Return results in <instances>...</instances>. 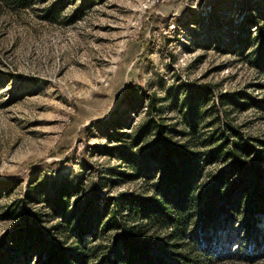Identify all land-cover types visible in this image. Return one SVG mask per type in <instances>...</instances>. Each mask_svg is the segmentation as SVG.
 <instances>
[{
  "label": "rangeland",
  "instance_id": "rangeland-1",
  "mask_svg": "<svg viewBox=\"0 0 264 264\" xmlns=\"http://www.w3.org/2000/svg\"><path fill=\"white\" fill-rule=\"evenodd\" d=\"M231 129L263 155L264 0H0V251L35 217L66 238L43 189L73 186L70 210L149 193L156 141L207 160V184L228 166L211 158ZM244 234L221 222L217 241L235 252ZM227 256L218 264H264Z\"/></svg>",
  "mask_w": 264,
  "mask_h": 264
},
{
  "label": "trees",
  "instance_id": "trees-1",
  "mask_svg": "<svg viewBox=\"0 0 264 264\" xmlns=\"http://www.w3.org/2000/svg\"><path fill=\"white\" fill-rule=\"evenodd\" d=\"M58 4L47 7L46 15ZM132 90L127 86L126 95ZM143 127L140 135L147 129ZM157 129L164 132L161 124ZM217 140L216 150L223 158L211 159H224L228 166L207 184L202 180L207 160L184 153L185 144L160 140L151 158L160 164L158 177L149 193H125L104 203L88 200L70 210L73 186L41 190L48 205L45 213L65 221L66 238H47L35 217L34 223L4 234L0 264H218L233 253L242 252L248 260L263 256V150L256 152V146L235 129L219 133ZM176 148L181 154L172 153ZM252 152L254 158H242ZM76 213L77 224H72ZM237 221L245 228L244 238L237 251L229 252L217 241V229L221 222ZM103 236L108 240L98 242Z\"/></svg>",
  "mask_w": 264,
  "mask_h": 264
}]
</instances>
